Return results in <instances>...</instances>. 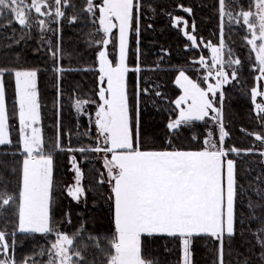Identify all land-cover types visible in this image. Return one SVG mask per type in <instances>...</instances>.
Listing matches in <instances>:
<instances>
[{
  "label": "snow or ice",
  "instance_id": "1",
  "mask_svg": "<svg viewBox=\"0 0 264 264\" xmlns=\"http://www.w3.org/2000/svg\"><path fill=\"white\" fill-rule=\"evenodd\" d=\"M85 5L83 11L95 18L93 23L98 24L97 31L103 33L100 40L90 41V44L98 45L101 49L98 52L100 102L93 122L96 130L95 146L63 148L59 132L55 143L49 146L39 126L41 105L37 76L40 69L0 68V145L11 143L8 138L9 121L15 117L19 123L18 146L23 154L18 191L9 193L6 185L0 188V208L18 201L19 231L45 235L55 232V239L48 249V264H83L84 256L76 243L85 231L84 226L71 236L54 227L52 192L55 155L58 151L98 153L102 154L104 171L98 173L97 183L107 185L110 189L107 199L112 203L114 225L110 236L104 237L108 246L104 264H152L143 255L144 245L149 238L158 235L181 239L183 264H192L194 238L211 237L219 244L218 264H224L225 240L231 241L237 234V224L243 228L246 219L237 210L243 186L238 183L236 161L227 157L233 153L236 156L251 154L255 149L241 150L235 146H225L229 134L222 121L225 100L223 89L224 85L238 80V67L242 62L238 58L225 60L223 57L226 48L223 20L227 16L229 21H242L246 26L251 36L250 39L246 38L247 44L255 53L252 70L259 73L255 80L264 81V0H251L248 10L239 6V0H218L221 19L219 43L206 44L212 53L210 62L204 56L199 61H193L205 70L201 81L190 78L183 69L179 70L175 84L182 94L173 101L175 118H170L165 126L168 130V146L161 149L145 147L148 133L141 126L139 97L150 89H141L137 81L133 105L128 88L129 73L142 71L139 62L135 67L129 65V37L131 33L139 37L143 0H100L99 3L97 0H85ZM65 7L74 5L71 0H30L29 3L25 0H0V16L7 11L13 16L14 22L22 27H31L30 13L34 10L38 17L36 25L41 33L55 32L58 29H53L51 24L66 17L62 10ZM179 7L189 15L193 12L191 7ZM234 7H240L239 12H235ZM43 16L51 19L48 22L39 19ZM77 19L73 15L69 23ZM172 23L174 26L182 23L183 34L196 46L197 37L188 31V20L175 16L172 17ZM191 27L194 31V21ZM113 29L118 30V35L113 33ZM47 43L54 63L52 70L63 73L65 69L58 63L64 57L63 49L59 45L53 48L50 40ZM109 45H112L111 52L108 51ZM228 55H232L231 49H228ZM226 64L232 68L230 73L225 71ZM6 74H14L15 77L16 108L11 114L6 105ZM211 79L215 82H209ZM202 83L206 87H202ZM155 95L162 94L157 91ZM249 95L264 127V102H257L258 98L264 101V85L253 86ZM89 103L88 100L77 98L75 107L77 111H82L83 106ZM196 121H211L218 126V140L213 138L214 132L209 127L199 149L173 147L176 134ZM85 135H90V132ZM254 135L256 140L264 143V136ZM259 154L264 156V151ZM71 160L75 182L69 187L68 195L79 202L85 193L82 186L83 172L74 155ZM258 207L264 208V205H255L249 200V222L264 221V216L255 214ZM66 219L70 224V213ZM240 234L243 235V232ZM7 235L0 231V253L7 256L6 259L0 257V264H17L10 254V248L14 245L8 243ZM253 235L261 249L260 259L264 262V227ZM86 239L104 252L99 244V236L90 234ZM81 246L87 248V242ZM40 255H44L43 250ZM30 260L34 264L32 257L25 258L22 264H29ZM243 264L250 262L246 258Z\"/></svg>",
  "mask_w": 264,
  "mask_h": 264
},
{
  "label": "trees",
  "instance_id": "2",
  "mask_svg": "<svg viewBox=\"0 0 264 264\" xmlns=\"http://www.w3.org/2000/svg\"><path fill=\"white\" fill-rule=\"evenodd\" d=\"M72 4L74 7L63 8L66 17L60 19L58 31L50 36L53 48L59 45L63 49L64 57L58 62L65 69L63 73L52 70L54 63L48 51V43L42 40V34L33 18L31 27H22L14 21H9L7 24L0 21V68L40 69L37 76L41 105L39 126L44 139L51 146L55 143L59 132L63 148L69 145L77 149L92 144L94 128L90 118L87 120L85 116L75 114L74 102L77 98L90 101L91 103L84 105V110L88 115L92 114L91 110L95 108V103H99V72L98 49L90 44L95 38L94 19L82 10L85 7V0H74ZM179 5L191 7L192 14H186ZM73 15L78 19L69 23ZM171 16L185 18L190 27L193 21L195 22L196 27L192 33L197 37V46H192L180 33V29L171 24ZM219 18L218 0H143L139 37L135 33H131L129 37V65L135 67L139 62L142 71L129 73L128 88L133 105L137 81L141 89H150L148 93L153 105L146 103L144 93L139 97L141 126L148 133L145 137V147L161 149L168 146V130L165 126L170 118H175L172 101L179 94V90L174 85L175 76L183 69L190 78L201 81L202 70L196 69L193 61L200 56H207L203 42L207 40L211 44L218 42ZM226 18L227 16L223 20L226 44L224 59L238 58L242 63L238 67V80L231 82L233 87H228L227 84L223 89L225 94L223 123L225 131L229 134L225 139V146L228 148L235 146L241 150L253 148L255 151L240 156L233 153L227 157L236 161L238 183L243 186V195L238 198L237 210L238 213H243L246 219L243 228L237 224L236 236L231 241L225 240L224 264H243L246 258L250 264H264L260 259L261 249L257 245V238L253 235L259 228L264 227V221L249 222L247 219L249 200L255 205H264V186L257 180L264 179V167L261 164L264 156L259 154L264 150V143L256 140L254 135L264 136V127L261 126L254 112L249 95L250 89L255 86L256 72L252 70L255 62L245 40V28L240 23H235L233 26L226 21ZM228 49H231V56L228 55ZM110 50L112 48H109ZM152 83L157 85L156 91L160 92L161 96L155 95L154 89L150 88ZM4 84L6 105L11 114L16 108L14 74H6ZM9 124L11 140L9 144L12 148L9 151L7 146L9 144L0 145V165L3 167L0 171L2 179L0 182L7 183V191L13 193L15 188L12 190L11 186L16 187L20 178L17 171L19 166L17 156L20 151L17 118L12 117ZM205 130V122H193L190 127L182 128L176 134L177 138L173 140L172 146L185 150L199 149L202 146ZM89 132L90 135H85ZM214 138L217 139V135L214 134ZM5 154H9V157H3ZM81 157L90 158L91 154L85 152L81 156H76V159L81 161ZM7 167L8 172L5 169ZM81 169L85 193L82 200L75 202L66 195L63 188L67 178L66 151L56 153L52 192L54 227L71 236L84 226L85 231L77 238L76 243V247L84 256L83 264H104L105 252L108 250L104 237L110 236L113 231L112 205L109 208L104 204L108 188L97 183L98 173L102 172L97 163L85 159L81 162ZM69 213L70 224L66 219ZM255 214L258 217L264 216V208L258 207ZM8 218L9 210L0 208V230L8 231L11 228ZM14 219L17 221V218ZM241 232L243 235L240 234ZM16 234L26 239L25 244L20 245L17 250L20 259L33 257L35 248L29 245L27 238H38L39 234L29 232L27 234L16 232ZM90 234L100 237L99 244L104 252L86 239ZM180 240L178 237L167 235L149 238L145 242L143 255L152 264H156L158 258L165 260L168 257H173L175 264H180ZM85 242L87 248L81 246ZM218 248V242L211 237L194 238L192 264H218Z\"/></svg>",
  "mask_w": 264,
  "mask_h": 264
},
{
  "label": "rangeland",
  "instance_id": "3",
  "mask_svg": "<svg viewBox=\"0 0 264 264\" xmlns=\"http://www.w3.org/2000/svg\"><path fill=\"white\" fill-rule=\"evenodd\" d=\"M73 1L74 0H71V3H73ZM25 2L26 3H29L30 2V0H25ZM100 2V0H97V3H99ZM250 2H251V0H239V6L240 7H242L244 10H248V8H249V4H250ZM86 6V5H85ZM240 7H234V11L235 12H239V10H240ZM85 8V7H84ZM84 8H82V10L84 9ZM63 10V9H62ZM254 10V9H253ZM84 12V11H83ZM90 18H92V19H95L90 13H86ZM187 14V13H186ZM98 15V14H97ZM30 16H31V18H33L34 20H35V23H36V21H37V14L34 12V10L30 13ZM172 17H175V16H171V18H170V21H171V24L173 25V23H172ZM181 17V16H180ZM183 18V17H182ZM39 19H44L46 22H48L51 18L50 17H48V16H43V17H39ZM183 19H185V18H183ZM220 19V18H219ZM227 20V22H229L230 24H233V26H235L234 24L236 23L235 21H229V19H228V17L226 18ZM0 21H2L3 22V24H7L9 21H14V19H13V16L10 14V13H8L7 11H5L4 12V14L2 15V16H0ZM59 23V22H58ZM58 23L57 22H53L52 24H51V27L53 28V29H57V26H58ZM189 24V23H188ZM244 28H245V33H246V38L247 39H250L251 38V36H250V33H248V31H247V28H246V26L245 25H243V23H242V21H241V23H240ZM220 25H221V19L219 20V39H218V42L216 43V44H213V45H217L218 43H219V40H220ZM174 26V25H173ZM98 24L97 23H95L94 24V28H95V30H94V34H95V38H94V40H100L102 37H103V33L102 32H98L97 31V29H98ZM175 27H178L179 29H180V33L183 35V37L187 40V41H189L188 39H187V37L183 34V31H184V25L181 23L179 26H175ZM37 29H39V27L37 26ZM188 31L193 35V33H192V27H190V26H188ZM39 32L41 33V31H40V29H39ZM56 32V31H55ZM55 32H53V31H47V32H44V33H41L42 34V37H43V39L42 40H44L46 43H47V41H49L50 40V36H51V34H54ZM113 33H115V34H117L118 35V30L117 29H113ZM246 38H245V40H246ZM247 41V40H246ZM190 43H191V45L193 46V44H192V42L191 41H189ZM210 41H205V42H203L202 43V45H204L205 47H206V44L207 43H209ZM198 44H196V46H197ZM248 45V47H249V49H250V52H251V54H252V57H253V60H254V62H255V59H254V57H255V53L254 52H252V49H251V46L249 45V44H247ZM94 46H96V48L98 49V51H97V67H98V69H99V63H98V52L101 50L100 49V47L98 46V45H94ZM109 48H112V45H109L108 46V51H109ZM206 57H205V60H207V61H211V56H212V53H211V49L210 48H208V47H206ZM112 50H110L109 52H111ZM201 57V56H200ZM200 57L199 58H197L195 61H199V59H200ZM223 57H224V54H223ZM225 58V57H224ZM228 59H232V58H226V60H228ZM196 64V69L198 68L199 70H202V73H201V76H200V78H202L204 75H205V70H204V68L199 64V63H195ZM234 66V65H233ZM232 66V67H233ZM225 71H227V72H231L232 71V68H229L228 66H227V64L225 65ZM178 74H179V72L177 73V75L175 76V79H176V77L178 76ZM259 73L258 72H256V74H255V77L258 75ZM187 75V74H186ZM14 79H15V77H14ZM175 79H174V85L177 87V89L179 90V94H178V96L175 98V99H177L181 94H182V90L179 88V86H177L176 84H175ZM209 82H212V83H214L215 81H214V79H211ZM151 84V83H150ZM261 85H264V81H256L255 80V86H257V87H259V86H261ZM100 82H99V74H98V91H99V88H100ZM201 86L202 87H206V84H204V83H202L201 84ZM225 86V85H224ZM228 87H233V85L231 84V83H229V85H228ZM150 88H153L154 89V93H156L157 91H156V89H157V85L154 83H152V85H150ZM145 96H146V98H145V101H146V103L148 104V105H153V101L150 99V97H149V93H147V94H144ZM175 99H174V101H175ZM15 100H16V97H15ZM100 102V101H99ZM257 102H264V101H262V98H258V100H257ZM172 103H173V101H172ZM99 103H95V108L94 109H92L91 110V113L92 114H90V115H88L87 114V112H86V110H84L85 109V107L83 106V109H82V111H77V109H76V107H75V102H74V108H75V114L77 115V116H85L86 118H87V120L90 118V123L92 124V126H93V128H94V135H93V137H92V144L91 145H87L86 147H89V146H95V144H94V142H95V140H96V130H95V127H94V119H95V112H96V110H97V105H98ZM172 105H174V103L172 104ZM219 106V105H218ZM253 107H254V105H253ZM174 108H175V105H174ZM255 112V111H254ZM92 115V116H91ZM92 118V119H91ZM222 121H223V110H222ZM17 126H18V129H19V123H18V119H17ZM209 127H211L212 128V130H213V132H214V134L215 135H217V140H218V136H219V130H218V126H216V125H213L212 123H211V121H208L207 123H206V130H205V133H206V131H207V129L209 128ZM18 135H19V132H18ZM216 137V136H215ZM9 138V137H8ZM214 138V137H213ZM204 139V138H203ZM215 139V138H214ZM78 140V139H77ZM77 142H79V143H81V141H77ZM8 146V150L10 151V149L12 148V146H11V144H9V145H7ZM72 148V146H66L65 148ZM79 148H81V147H77V149H79ZM20 149V148H19ZM72 149H74V148H72ZM262 151H264V150H262ZM9 154H11L10 152H9ZM9 154H5V156H3V157H5V158H8L9 156ZM90 154H91V157L89 158V157H87V158H85V157H81V161L78 159H76V161H77V164L79 165V167L81 168V162L82 161H84L85 159H87V160H89V161H93V162H95V163H97L98 164V166L102 169V171H104V169H103V161H102V154H98V153H92V152H90ZM78 156V155H83V153H81V152H79V151H74V152H68V151H66V168H67V178H66V180H65V183H64V191H65V193H66V195L69 197V198H71V200H73V201H75V202H77L76 200H74L71 196H69L68 195V189H69V187L70 186H72L73 184H74V182H75V172H74V169H73V165H72V160H71V157L72 156ZM17 159H19V166H18V168H17V171H19V174H20V166H21V163H22V160H23V154L21 153V151H19L18 152V156H17ZM261 164H263V167H264V159H262L261 160ZM3 169V167L0 165V171ZM6 169V171L8 172L9 171V169H8V167L7 168H5ZM5 169L3 170V172L5 171ZM82 170V169H81ZM12 172V171H11ZM0 180H2L1 178H0ZM258 181H259V183L262 185V186H264V179H262V178H260V179H257ZM4 185H8L7 183L5 184L4 182L2 183V184H0V187L2 188ZM107 186V185H106ZM14 188H15V190H14ZM107 188H108V192H107V197L110 195V189H109V187L107 186ZM11 189L12 190H14V192L13 193H16L17 191H18V181H17V184H16V187H14V186H11ZM83 196L84 195H82V197H81V199L80 200H82V198H83ZM111 203V201L110 200H108L107 198H106V200L104 201V204L107 206V207H111V205H112V203ZM5 209H8L9 210V222H10V225H11V228H9V230L7 231V230H4V232L5 233H7L8 235H7V240H9V244L10 245H14L13 247H11L10 248V254L15 258V260L17 261V264H22V262L25 260V258H28V257H24L23 259H20V257H19V252L17 251L18 250V248L20 247V245H24L25 243V241H26V239H24V238H21V237H19V236H17V234H16V232H18V233H22V234H27V232H21V231H19L18 230V225H19V221H18V201H16V202H13L12 204H10L9 206H7ZM14 218H17V221H16V219H14ZM17 224V225H16ZM113 228H114V225H113ZM0 231H2V230H0ZM61 232V231H60ZM30 233V232H29ZM64 233V232H63ZM36 234H39L38 235V238H34V237H29V238H27L28 240H27V242L28 243H30L29 245L30 246H34V248H35V254H34V256L32 257V258H34V264H48V261H49V254H48V249L50 248V245H51V243L54 241V239H55V232H53V233H49V234H47V235H45V234H41V233H36ZM42 235V236H41ZM181 241V240H180ZM33 242V243H32ZM32 243V244H31ZM180 245H181V258H180V264H183V253H182V241L180 242ZM41 250H43V252H44V255H40V253H41ZM0 257H2V258H7V256H4L2 253H0ZM176 262H175V259L173 258V257H168V258H165V260L164 259H160V258H158V261H156V264H175ZM29 264H33V261L32 260H30L29 261Z\"/></svg>",
  "mask_w": 264,
  "mask_h": 264
}]
</instances>
